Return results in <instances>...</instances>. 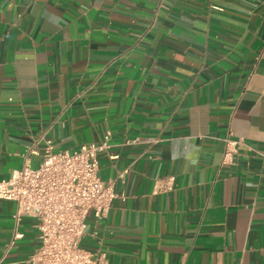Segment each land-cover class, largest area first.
I'll return each mask as SVG.
<instances>
[{
  "label": "crops",
  "instance_id": "crops-1",
  "mask_svg": "<svg viewBox=\"0 0 264 264\" xmlns=\"http://www.w3.org/2000/svg\"><path fill=\"white\" fill-rule=\"evenodd\" d=\"M228 137L244 141L231 165ZM102 143L118 198L85 249L264 264V0H0V181ZM17 212L0 200V264L40 247Z\"/></svg>",
  "mask_w": 264,
  "mask_h": 264
},
{
  "label": "built area",
  "instance_id": "built-area-1",
  "mask_svg": "<svg viewBox=\"0 0 264 264\" xmlns=\"http://www.w3.org/2000/svg\"><path fill=\"white\" fill-rule=\"evenodd\" d=\"M243 146L242 139H225L223 164H233ZM109 149L108 143L84 144L74 152L55 153L49 147L38 168L26 164L0 181V200L18 205L16 221L24 217L37 221L40 247L25 264H110L106 253L82 246L90 214L98 220L107 217L118 198L115 180L105 182L99 176L100 154ZM173 187L174 178L166 190Z\"/></svg>",
  "mask_w": 264,
  "mask_h": 264
}]
</instances>
